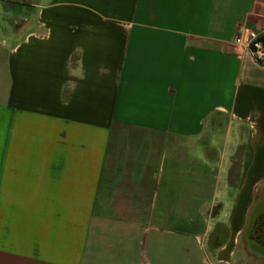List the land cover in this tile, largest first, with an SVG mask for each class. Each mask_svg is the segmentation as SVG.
Here are the masks:
<instances>
[{"label": "crops", "instance_id": "0c3cea01", "mask_svg": "<svg viewBox=\"0 0 264 264\" xmlns=\"http://www.w3.org/2000/svg\"><path fill=\"white\" fill-rule=\"evenodd\" d=\"M242 24L264 39V0H0V264L256 258L264 63Z\"/></svg>", "mask_w": 264, "mask_h": 264}, {"label": "flooded vegetation", "instance_id": "af4514ba", "mask_svg": "<svg viewBox=\"0 0 264 264\" xmlns=\"http://www.w3.org/2000/svg\"><path fill=\"white\" fill-rule=\"evenodd\" d=\"M252 215H254L251 218L252 225L247 228V223L243 231V241L247 251L264 264V185L258 189L256 203L251 209L249 218ZM217 239L219 240V236Z\"/></svg>", "mask_w": 264, "mask_h": 264}, {"label": "built area", "instance_id": "2783aa9c", "mask_svg": "<svg viewBox=\"0 0 264 264\" xmlns=\"http://www.w3.org/2000/svg\"><path fill=\"white\" fill-rule=\"evenodd\" d=\"M235 42L246 45L255 60L264 63V39L256 30L246 24L240 25Z\"/></svg>", "mask_w": 264, "mask_h": 264}, {"label": "rangeland", "instance_id": "374dc122", "mask_svg": "<svg viewBox=\"0 0 264 264\" xmlns=\"http://www.w3.org/2000/svg\"><path fill=\"white\" fill-rule=\"evenodd\" d=\"M234 138H235V135L232 134L231 135V142H234ZM244 141V139L242 140ZM236 151V150H235ZM234 154V153H233ZM241 155V153H239ZM240 163V160H237L235 162V165H236V169L238 168V165ZM233 181L237 180V177L235 176L233 179ZM235 188H236V185L233 184L227 188L226 186V189L223 190V200L226 201V203H228V208H230L232 205H233V201H234V193H235ZM225 192V193H224ZM243 255V252L241 250H238L237 253H236V258H241ZM248 259L243 262L242 264H261V261H258L257 258H254V257H251L248 255Z\"/></svg>", "mask_w": 264, "mask_h": 264}, {"label": "water", "instance_id": "95a60500", "mask_svg": "<svg viewBox=\"0 0 264 264\" xmlns=\"http://www.w3.org/2000/svg\"><path fill=\"white\" fill-rule=\"evenodd\" d=\"M253 217H254V215H252V217L249 218V222H248L247 228L252 225L251 218H253ZM222 227H225V224H223V223H217V224H215L214 230L208 236V238H207V247L209 248L210 251H213L215 248L218 247V245H215V243H214L216 237L219 236V238H220V240H219L220 245L224 244L225 241L227 240V238L229 236V232L227 230L226 231L223 230Z\"/></svg>", "mask_w": 264, "mask_h": 264}]
</instances>
